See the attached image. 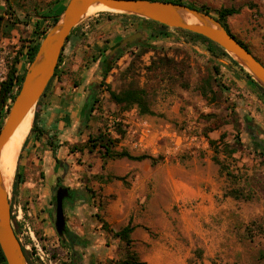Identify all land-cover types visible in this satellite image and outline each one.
Instances as JSON below:
<instances>
[{
  "label": "rangeland",
  "instance_id": "374dc122",
  "mask_svg": "<svg viewBox=\"0 0 264 264\" xmlns=\"http://www.w3.org/2000/svg\"><path fill=\"white\" fill-rule=\"evenodd\" d=\"M68 1L0 0V50L10 65L18 57L19 76L32 63L28 46L42 42ZM184 2L207 4L212 16L224 5L240 8L228 18V28L264 63V0ZM132 15L89 11L80 23H92L69 43L47 90L63 79L86 83L89 95L96 88L95 101L89 103L91 96L83 101L79 140L68 143L74 156L61 151L58 157L60 144L47 130L38 135L30 129L21 148L23 181L14 190V175L8 191L28 264H74V250L84 264H264L263 94L232 55L213 52L180 28ZM136 32L143 33L145 45L128 48L104 78L100 65L106 49ZM127 89L143 91L151 112L111 97L110 91ZM16 95L13 89L7 115ZM101 132L116 139V150L148 157L104 163L101 148L93 146ZM59 184L85 193L74 203L83 204L75 217L85 229L79 236L85 246L74 250L56 231ZM129 223L148 231L152 241L133 238V230L128 247L111 231Z\"/></svg>",
  "mask_w": 264,
  "mask_h": 264
},
{
  "label": "water",
  "instance_id": "95a60500",
  "mask_svg": "<svg viewBox=\"0 0 264 264\" xmlns=\"http://www.w3.org/2000/svg\"><path fill=\"white\" fill-rule=\"evenodd\" d=\"M97 6H103L108 11L129 13L151 19L165 27H176L201 34L232 55L264 88V64L233 37L220 21L197 8L164 0H69L58 22L40 43L37 54L26 72L23 84L0 129V161L5 143L27 114L34 110L45 92L72 29L80 23L92 7ZM184 12L196 17L197 22H188L183 16ZM142 36V32H136L125 37L115 45L112 53L122 45ZM74 193L76 191L59 184L54 195L56 231L60 237L68 238L71 242L77 240L68 227L65 207L67 199L72 198ZM0 248L7 264H28L26 254L13 226L11 200L3 180L1 166Z\"/></svg>",
  "mask_w": 264,
  "mask_h": 264
},
{
  "label": "trees",
  "instance_id": "16d2710c",
  "mask_svg": "<svg viewBox=\"0 0 264 264\" xmlns=\"http://www.w3.org/2000/svg\"><path fill=\"white\" fill-rule=\"evenodd\" d=\"M164 1H170V2L184 4V2H182V0H164ZM190 7L194 8L193 6H190ZM198 10L210 13L209 12L210 8L205 6V5L199 7ZM92 11H94V10H92ZM239 11H240V8H237L235 6L221 7V8L216 10V13L218 15L217 19L223 24V26L227 29V31L233 37H235L246 49L250 50V48H248V46L246 44H244L240 39H238L235 36V34H233L230 31V29L228 28V25H227L228 18L230 16L234 15V14L239 13ZM132 16L133 17H137V18H142V17L136 16V15H132ZM59 19H60V15L53 16L54 24H56ZM142 19L144 21L148 22V23H154V24H158L159 26H164L163 24H160L159 22L154 21V20H150V19H146V18H142ZM78 26L79 25L75 26L72 29V31H71V33H70V35L68 37V40L71 38L73 32L75 31V29ZM179 30H181V31H183V32H185L187 34H190V35H192V36H194V37H196V38H198L200 40H203V41L207 42L209 47L213 50V52H220L222 55L230 56L228 52H226L222 47H220L217 43L213 42L209 38H207V37H205V36H203L201 34L188 31V30H183V29H179ZM157 33L162 34V33H165V31H158ZM68 40L66 41V43L68 42ZM121 40H119V42ZM142 41H143L142 38H139V39H137L135 41L128 42V43L122 45L121 47H119L113 53H112V50L114 49L115 45H117L119 42H117L114 46H112L110 48H107L106 49V54L104 55V59H102L101 65H100L101 75L104 78L107 77L110 64L114 63L118 58H120L123 55V53L128 48H130L132 46H135V45L144 46L145 43L142 42ZM39 46H40V42H37V43H35L32 46H28L26 54L28 55V58H29L30 62H32L34 60V58H35V56L37 54V51L39 49ZM63 51L61 53L58 65H57V67L55 69V73H54L52 79L50 80L45 92L43 93V95L41 96L40 100L37 103L36 110H35V115H34V120H33V123H32L31 133H35V134L39 135V134H41V132H43V129L40 128V126H39L41 102H42L43 98L46 96L47 90L49 89L52 81L57 76L58 68H59L60 63L62 61ZM258 60H260V59L258 58ZM234 61L237 64H239L236 60H234ZM16 62H18V57H16L15 62L12 65H10V69H9V72H8L7 79L3 83L1 91H0V129L2 128L3 123H4V119L7 116V113L4 112V107L6 105L7 99L10 96V93L13 90V87H14L15 84L19 86V90H20V87H21L22 82L24 80V77L26 75V71L21 76L18 75ZM247 76H248L249 80H251L256 85V87L261 91V93L264 96V88L257 81H255L252 78L251 75H247ZM93 86H95V85H93ZM19 90L17 91V94H18ZM95 90H96V88L94 87L92 89V93L90 95L91 98H92V100H90V102H89L90 104H91V102L95 101V98H94V95L96 94ZM110 94H111V97L115 100L116 103L125 104V105H129V106H131L133 104H136V105L139 106L141 112H143V113H150L151 112L149 107H148L146 97L143 94V91H141V90L139 91V90H135V89H127V90H124V91H122L120 93H117L116 91H110ZM91 108L94 109V107H91ZM260 141L264 142L262 140H260ZM26 144H27V140L24 142L23 149L26 146ZM115 145H116V139H113L112 137H109L105 133H102V132L99 133L97 135V137H95L94 144H93L94 148H98V147L101 148L99 150L101 152V158H102L104 163L106 162L107 158H113L114 159V158L128 157V158L133 159V160H141L143 158L148 157V155H140V156L132 155L127 150L118 151V150L115 149ZM21 157H22V153L20 154V159H21ZM20 159H19L18 164H17V169H16V173H15V180H14V183H13L14 190H16L18 188V186L23 181V173L21 171ZM55 160L57 162H60V159L58 157H56V156H55ZM76 194L77 195H76L75 199L83 198L85 196V193L83 191H81V192L76 191ZM13 218L14 217L12 216V219ZM103 225H105L106 227L108 226V224L105 221H103ZM134 228L135 227L132 224L129 223L128 225H126L125 227H123L120 230H117V231L111 230V231L114 232V235L116 237H118L121 240H123L124 242H126L127 246L129 247L131 245V243H132L131 233L134 230ZM16 234H17V232H16ZM73 235H74L75 239L77 240L76 243L71 242V246H72L73 250H74L75 246H85V244H84V240L85 239H82L81 237L77 236L76 234H73ZM23 250H24V247H23ZM73 263L74 264H84L83 259L81 258V255H80L79 251H77V250H74V261H73ZM0 264H7V262H6L5 258H4V255L2 253L1 248H0ZM130 264H147V262L146 261L133 260Z\"/></svg>",
  "mask_w": 264,
  "mask_h": 264
},
{
  "label": "crops",
  "instance_id": "0c3cea01",
  "mask_svg": "<svg viewBox=\"0 0 264 264\" xmlns=\"http://www.w3.org/2000/svg\"><path fill=\"white\" fill-rule=\"evenodd\" d=\"M92 23L90 19L82 21L75 29L71 36L70 42L65 44L62 57L68 50L69 43L72 45L77 42L84 30H86ZM86 84V83H85ZM84 83L74 84L68 79H63L59 83H55L51 93L46 94L45 99L41 103L39 126L43 130H47L51 135H54L58 140L60 146L57 153L59 157L61 151H64L67 157H73L74 153L69 154L68 143H74L79 140L78 133L81 131V113L83 111V101L86 99L89 102L90 95L84 90ZM90 86L93 87V83ZM79 121L81 122L79 124ZM47 152H53V149L47 150ZM68 160V159H67ZM66 161V159H65ZM65 165V162H62ZM50 174V173H49ZM58 175V174H57ZM52 176V175H49ZM76 202V201H75ZM67 203L65 211L67 209V224L70 231L77 236H80V232L84 233L85 229H82L83 225H79L76 215H80L82 212L83 204L79 203L77 208L74 207V203ZM84 228V227H83ZM82 233V234H83ZM133 238L142 239L145 242H151L152 237L148 231L138 229L134 230Z\"/></svg>",
  "mask_w": 264,
  "mask_h": 264
},
{
  "label": "bare ground",
  "instance_id": "6f19581e",
  "mask_svg": "<svg viewBox=\"0 0 264 264\" xmlns=\"http://www.w3.org/2000/svg\"><path fill=\"white\" fill-rule=\"evenodd\" d=\"M92 10L108 11L107 8L103 6L92 7L90 11ZM183 16L188 22H197V18L188 12H184ZM33 118L34 113L33 110H31L19 124L2 149L0 166L3 180L7 189L11 186V182L14 179L18 157L23 143L32 127Z\"/></svg>",
  "mask_w": 264,
  "mask_h": 264
},
{
  "label": "built area",
  "instance_id": "2783aa9c",
  "mask_svg": "<svg viewBox=\"0 0 264 264\" xmlns=\"http://www.w3.org/2000/svg\"><path fill=\"white\" fill-rule=\"evenodd\" d=\"M9 69H10V63L8 60V55H7L6 51L0 50V91H1L3 83L7 79ZM13 89L18 91L19 87L15 84ZM36 250L42 252V248L40 247V245L38 243H36Z\"/></svg>",
  "mask_w": 264,
  "mask_h": 264
},
{
  "label": "flooded vegetation",
  "instance_id": "af4514ba",
  "mask_svg": "<svg viewBox=\"0 0 264 264\" xmlns=\"http://www.w3.org/2000/svg\"><path fill=\"white\" fill-rule=\"evenodd\" d=\"M182 2H184V0H182ZM184 4H186L185 2H184ZM186 5H188V6H193L194 8H199V7H201V6H203V5H205V6H207V7H209L210 8V6L209 5H207V4H199V5H196V4H192V5H189V4H186ZM221 7H230V6H227V5H224V6H221ZM221 7H219V8H221ZM219 8H214L213 9V11L216 13V10L217 9H219ZM211 9V8H210ZM201 12H205V11H201ZM209 12H210V10H209ZM205 13H207V12H205ZM207 14H210L211 15V13H207ZM217 13L216 14H213V17L216 19V20H218L217 19ZM219 21V20H218ZM76 193H74L73 194V197L72 198H69V199H67V202L66 203H72V202H75L76 201V199H75V197H76Z\"/></svg>",
  "mask_w": 264,
  "mask_h": 264
}]
</instances>
